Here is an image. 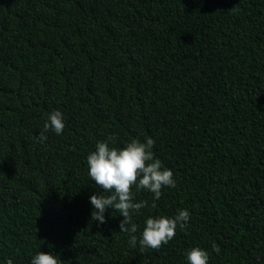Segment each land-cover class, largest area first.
Segmentation results:
<instances>
[{"label": "trees", "instance_id": "1", "mask_svg": "<svg viewBox=\"0 0 264 264\" xmlns=\"http://www.w3.org/2000/svg\"><path fill=\"white\" fill-rule=\"evenodd\" d=\"M61 135L40 134L47 114ZM152 138L175 187H133L137 245L91 220L87 156ZM153 204L155 206H153ZM190 213L158 250L146 219ZM215 243L220 251L213 250ZM264 264V0H0V264Z\"/></svg>", "mask_w": 264, "mask_h": 264}, {"label": "clouds", "instance_id": "2", "mask_svg": "<svg viewBox=\"0 0 264 264\" xmlns=\"http://www.w3.org/2000/svg\"><path fill=\"white\" fill-rule=\"evenodd\" d=\"M65 124L63 115L55 110L46 116L40 140H46L45 132L53 131L56 135L63 133ZM115 135H109L106 140L100 141L87 156L88 176L95 185L103 190L106 195L94 194L90 197L93 207L92 221L99 224L106 222L104 213L107 209L116 211L123 217L120 222V232L129 234V244L137 245V224L133 223V214L147 207V201L134 202L133 187L147 190L154 194V201L159 200L164 187H175L173 172L163 168L162 162L155 157L153 146L155 141L147 138L146 142L132 139L122 148L110 147L115 142ZM153 206H155L153 204ZM190 220V213L181 209L174 217H149L146 219L139 245L142 250H158L169 243L179 227L185 230ZM212 248L219 253V247L213 243ZM188 264H209V254L200 247H193L186 252ZM62 260L50 252L39 251L31 260V264H61ZM6 264H13L12 259H7Z\"/></svg>", "mask_w": 264, "mask_h": 264}]
</instances>
